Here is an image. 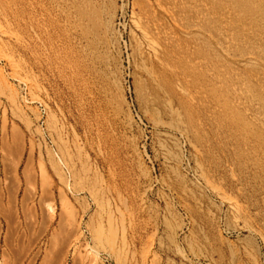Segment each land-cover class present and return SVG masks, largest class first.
<instances>
[{"label":"rangeland","instance_id":"374dc122","mask_svg":"<svg viewBox=\"0 0 264 264\" xmlns=\"http://www.w3.org/2000/svg\"><path fill=\"white\" fill-rule=\"evenodd\" d=\"M263 221L264 0H0V264H264Z\"/></svg>","mask_w":264,"mask_h":264},{"label":"bare ground","instance_id":"6f19581e","mask_svg":"<svg viewBox=\"0 0 264 264\" xmlns=\"http://www.w3.org/2000/svg\"><path fill=\"white\" fill-rule=\"evenodd\" d=\"M156 8L170 15V13L167 12L168 10L165 11L166 9L161 4L157 3ZM132 24H133V28L135 32L141 37L146 51L152 56L157 57L161 50V44H160L161 38L168 40L171 35L168 34L167 32H162L161 29L156 24L151 25L150 22L147 21V17L145 18L142 14H135L132 19ZM179 90L182 94H184V96L186 95L190 98L192 97V95L184 87L180 86ZM201 179L203 180V183L205 184V188L210 193H212L214 196H216L223 204L227 206L230 213L233 215L235 219L239 220L243 216H246L248 212L245 210V208L243 207V205L241 204V202L236 196L231 195L227 193L226 191L222 190L221 188H219L220 186L213 184L211 181L207 180L205 176L203 175H201ZM244 229L255 234L264 245V231L263 230H261L260 228L250 227L247 223L244 224Z\"/></svg>","mask_w":264,"mask_h":264}]
</instances>
